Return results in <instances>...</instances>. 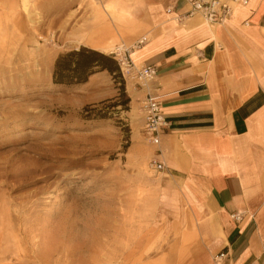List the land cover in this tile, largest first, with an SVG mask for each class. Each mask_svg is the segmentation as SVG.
Instances as JSON below:
<instances>
[{
  "label": "rangeland",
  "instance_id": "1",
  "mask_svg": "<svg viewBox=\"0 0 264 264\" xmlns=\"http://www.w3.org/2000/svg\"><path fill=\"white\" fill-rule=\"evenodd\" d=\"M95 1L0 0V264H171L176 255L181 224L144 133L150 83L122 71L112 48L130 55L140 44L71 43L95 30ZM75 47L110 56L116 72L54 84L56 58Z\"/></svg>",
  "mask_w": 264,
  "mask_h": 264
},
{
  "label": "crops",
  "instance_id": "2",
  "mask_svg": "<svg viewBox=\"0 0 264 264\" xmlns=\"http://www.w3.org/2000/svg\"><path fill=\"white\" fill-rule=\"evenodd\" d=\"M138 1L140 17L127 0L95 1V30L71 43L105 52L144 40L130 57L156 68L147 89L166 126L150 153L181 224L171 264H264V0L237 5L224 24L183 25V0Z\"/></svg>",
  "mask_w": 264,
  "mask_h": 264
},
{
  "label": "built area",
  "instance_id": "3",
  "mask_svg": "<svg viewBox=\"0 0 264 264\" xmlns=\"http://www.w3.org/2000/svg\"><path fill=\"white\" fill-rule=\"evenodd\" d=\"M188 7L187 12L177 16L178 21H183L185 17L198 15L210 24H224L231 16L237 5L246 6L250 0H183ZM142 38L138 44H142ZM128 48L115 52V59L122 71L131 74L138 81L151 83L156 78V68L154 65H141L139 68L134 64ZM144 110V133L147 138L155 145L159 143V134L166 126L161 111V102L157 96L147 93L143 100ZM155 171L164 170L163 163L158 161L152 162ZM234 219L238 216L232 215ZM225 253H219L215 260L224 257Z\"/></svg>",
  "mask_w": 264,
  "mask_h": 264
},
{
  "label": "trees",
  "instance_id": "4",
  "mask_svg": "<svg viewBox=\"0 0 264 264\" xmlns=\"http://www.w3.org/2000/svg\"><path fill=\"white\" fill-rule=\"evenodd\" d=\"M116 62L101 52L80 47L58 55L53 71L54 84L72 86L84 84L98 71L116 72Z\"/></svg>",
  "mask_w": 264,
  "mask_h": 264
},
{
  "label": "bare ground",
  "instance_id": "5",
  "mask_svg": "<svg viewBox=\"0 0 264 264\" xmlns=\"http://www.w3.org/2000/svg\"><path fill=\"white\" fill-rule=\"evenodd\" d=\"M237 7V6H236ZM194 16H198V15H194ZM202 18V17H201ZM203 19V18H202ZM203 21L205 22V23H207V24H210V23H208V22H206L204 19H203ZM176 22L178 23V24H180V25H183L185 22L184 21H178V20H176ZM121 47V46H120ZM120 47L119 46H114L113 47V49L115 50V52H117V51H119V50H123V49H120ZM125 49V48H124ZM149 168V167H148Z\"/></svg>",
  "mask_w": 264,
  "mask_h": 264
}]
</instances>
